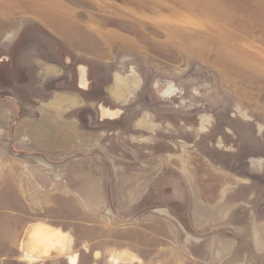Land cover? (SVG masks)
I'll use <instances>...</instances> for the list:
<instances>
[{"label":"rangeland","instance_id":"1","mask_svg":"<svg viewBox=\"0 0 264 264\" xmlns=\"http://www.w3.org/2000/svg\"><path fill=\"white\" fill-rule=\"evenodd\" d=\"M84 1L0 0V36L15 32L0 39V224L11 156L28 193L51 198L57 183L68 193L67 210L47 223L70 227L77 264H114L124 251L138 258L127 264H264V0ZM27 56L68 77L29 78ZM168 82L180 93L163 98ZM59 90L118 114L86 118L94 163L78 166L107 172L102 214L78 195L84 181L31 180L46 155L27 133L43 117L28 109L53 107ZM127 184L141 189L129 205ZM24 199L29 218L48 215ZM13 240L1 227L0 264H70L67 255L30 263Z\"/></svg>","mask_w":264,"mask_h":264},{"label":"crops","instance_id":"2","mask_svg":"<svg viewBox=\"0 0 264 264\" xmlns=\"http://www.w3.org/2000/svg\"><path fill=\"white\" fill-rule=\"evenodd\" d=\"M10 32L11 31L1 35L0 39ZM13 33H10L12 34V37L14 36ZM58 36L61 37L62 35L59 33ZM29 57L30 56H27V61L21 62V68L26 67L28 69L29 78L34 77L35 74H37V76L40 75L38 77H41L45 84L47 83L46 85L49 86L56 79H59L60 81L63 77H68V73L61 67V64H54L52 62L41 63ZM35 69L38 71L34 72ZM136 82H138V80L132 81V84L137 85L138 83ZM161 97L163 96L161 95ZM53 99V107L37 110L28 109L29 111H36L37 115L43 117L42 121H39L35 126L28 128L27 133L32 139L37 141V148L41 149L44 155H46V157L43 156V158L39 157L35 159L36 167L33 168L32 173L35 178L32 177L31 180H38L41 178L45 182L47 181V183L51 181L60 182L62 178L67 179L70 182L73 180L84 181L83 185L76 182L79 184L76 188L83 190L85 193L81 194L78 190V195L82 198L83 196L90 198L91 206L87 210L91 213V216H93L94 212L102 214L104 208L103 206H105L106 203V201H104L106 194H104V187L102 184L103 180L105 181L108 178V174L107 172L103 173L102 171H94L93 169L85 171L78 166L90 165L92 168L94 163V157L91 155V152L95 147L93 143L94 138L91 132L87 130L88 121L86 118L97 116L100 118L99 121L104 123L105 121H114L107 119L115 116H105V118H101L103 116V112L94 108L93 103L86 98V94L84 92L74 94L70 91L67 92L66 90H59L55 93ZM105 109L110 110L108 108ZM23 131V129L20 130V132ZM50 159L55 161H50ZM100 159L103 160L102 156ZM51 162H53L54 166H68L62 173V170L59 168V170L55 167L49 169ZM4 163L6 165L4 177V202L6 207L4 225L2 226L0 224V228L3 227L6 232L9 231L13 235L14 240L11 245L12 247L14 246L15 249H20L21 240L24 237L27 228L31 224L41 222L53 226L47 223V220L54 219L55 215L59 213L58 211L62 209L67 210V204L64 202L63 198L66 197L68 193L65 194L60 192L61 186L59 183L53 186L54 190L52 191V196L51 198L48 197V199H46L47 196L42 199L37 197L38 194L35 195L30 192L28 193V186H30V184L28 182V178L26 177L27 173L23 169L14 170L13 167L9 168V165H12L11 156L10 158L6 157ZM7 163H9L8 168ZM41 166L48 168L49 172L46 173L44 169L40 168ZM52 173V178L45 176V174L50 175ZM133 180L139 181L143 179L139 177L133 178ZM148 180L150 179H147V181ZM92 181H94V184ZM127 187H129L130 190H128L129 188L126 189L125 196L122 197V203L125 205L131 204L135 201L137 196H141L139 195L141 189L137 185L130 186V184H127L125 185V188ZM72 188L74 187L71 185L69 190ZM24 196L30 197V200L33 201L34 204H38L39 207H43L42 211H45L48 215L43 216V219L36 217L29 218L27 216V212L32 214L36 211H32L30 207L27 206L26 211L23 209L19 202L26 204ZM46 203H48V205H46ZM40 204H42V206ZM53 227L60 228L64 232L67 231L69 233L67 229L70 227L66 225L59 224Z\"/></svg>","mask_w":264,"mask_h":264},{"label":"bare ground","instance_id":"3","mask_svg":"<svg viewBox=\"0 0 264 264\" xmlns=\"http://www.w3.org/2000/svg\"><path fill=\"white\" fill-rule=\"evenodd\" d=\"M70 1L81 5L82 8H86L87 6L83 3L85 2L84 0ZM85 13L86 12L84 10L78 12L80 18L88 20ZM73 243V237L67 233V231L64 232L60 228H55L48 224L39 222L31 224L27 228L21 241V251L24 253V260L30 263H36L45 259L59 258L63 255H67L70 264H77L79 260L78 254H70ZM98 255L99 254H97V257ZM137 259L138 258L133 257L128 251L119 253L116 252L111 257L114 264H127Z\"/></svg>","mask_w":264,"mask_h":264},{"label":"flooded vegetation","instance_id":"4","mask_svg":"<svg viewBox=\"0 0 264 264\" xmlns=\"http://www.w3.org/2000/svg\"><path fill=\"white\" fill-rule=\"evenodd\" d=\"M1 60L2 59H0V63H1ZM81 74H82V82H81V85L83 87H85V86H87V82H86V80H87L86 79L87 73H86V68L85 67H82L81 68ZM160 85H161L160 82H157L156 86L157 87H160ZM161 93H162V96L164 98H171V97L175 96L176 94L180 93V89L177 87V85L174 82H168L165 90L162 91ZM102 110H103L102 112H103V116L104 117L105 116H117L118 115L116 111H110V110H107L105 108H102ZM4 116H5V113H2L0 111V117L3 118Z\"/></svg>","mask_w":264,"mask_h":264}]
</instances>
